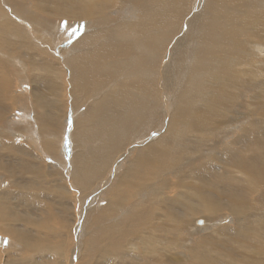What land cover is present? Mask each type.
I'll use <instances>...</instances> for the list:
<instances>
[{"label":"bare ground","instance_id":"6f19581e","mask_svg":"<svg viewBox=\"0 0 264 264\" xmlns=\"http://www.w3.org/2000/svg\"><path fill=\"white\" fill-rule=\"evenodd\" d=\"M0 264H264V0H0Z\"/></svg>","mask_w":264,"mask_h":264}]
</instances>
